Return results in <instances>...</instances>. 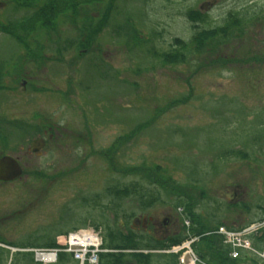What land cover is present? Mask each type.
I'll return each instance as SVG.
<instances>
[{
  "label": "rangeland",
  "instance_id": "obj_1",
  "mask_svg": "<svg viewBox=\"0 0 264 264\" xmlns=\"http://www.w3.org/2000/svg\"><path fill=\"white\" fill-rule=\"evenodd\" d=\"M2 3L9 5L4 9ZM114 3L108 25L94 34L105 23L99 15L104 3L85 9L81 0H33L32 7L17 8L0 0L1 30H14L12 25L46 6L47 25L50 20L57 25L46 29V36L58 42V50L52 42L53 49L39 44L36 61L47 55L51 61L45 68H36V62L30 70H0L2 81L38 85L33 94L18 86V94L3 97L4 112L19 121L33 113L49 119L53 140L32 168L69 173L65 185H51L52 193L64 194L56 210L61 219L51 234L59 231V239L91 230L102 239L104 252L107 236L119 230L151 239L186 235L182 245L151 264H208L194 246L214 253L208 239L224 238L221 228L240 232L256 225L264 236V168L240 155L264 144V0ZM205 3L213 5L203 11ZM191 11L206 18L195 21ZM228 25L230 37L206 53H191L184 64L165 65L159 57L178 49L176 40L190 43L203 30ZM5 35L0 32V59L20 46ZM77 38L81 44L75 50L59 51ZM22 145L19 141L16 156H27L28 146ZM134 186L122 197L112 192ZM149 218L158 225L153 235ZM196 226L205 231L190 238ZM254 254L241 264H264V257ZM8 257L3 264H13L11 252Z\"/></svg>",
  "mask_w": 264,
  "mask_h": 264
},
{
  "label": "flooded vegetation",
  "instance_id": "obj_2",
  "mask_svg": "<svg viewBox=\"0 0 264 264\" xmlns=\"http://www.w3.org/2000/svg\"><path fill=\"white\" fill-rule=\"evenodd\" d=\"M2 4L4 9L9 5L7 3ZM0 32L6 34L4 37H11L16 42H20V46L14 47L5 57L0 59V70L4 71V74H10L9 71L16 70L18 67L30 70L35 66L36 62V68L39 65L45 68L51 62L47 57L48 55L46 58L44 56V59L42 58L41 60L39 58L36 61L39 44L46 47L49 42H52V45L57 47L55 45L56 42L51 41L47 36L41 39L36 37L35 39L34 33L30 32V30L24 32V30L0 29ZM74 42L75 47L81 44V40H78V38ZM49 47L53 49L52 46ZM75 47L71 46L67 50L63 48L59 51H62L63 54V52L75 50ZM55 50H58V47ZM60 59L62 58L60 57ZM2 79L4 78H0V264L9 259L8 253L10 252L13 264H45L37 261L34 250L42 246L51 245L54 241L56 242L54 248H58V237L61 234L59 231L51 234L50 228L61 219L60 213H57L56 210L59 208L62 202L61 199L64 196L59 191L55 192L57 193L56 195L52 193L51 185L56 181L60 182V187L65 185L64 182L69 173L68 171H61L58 174L51 175L50 166L42 170L35 169V167L32 168L35 157L41 156L47 149L48 144L53 140L54 136L52 135L49 119L33 113L31 119H20L19 121V119L5 114L2 98L11 96V94H18L20 89L23 90L24 94L30 93L32 90L33 94L38 85H35V81H2ZM18 86H21V88L19 89ZM3 94L5 96H2ZM35 115L40 116L39 120L35 119ZM40 121H42V124L38 125ZM35 131L37 137L35 136ZM255 138H257V134ZM19 141L23 143L20 148L28 146L27 156H16L18 154ZM240 155L242 159H247V161L250 158V162L255 164L257 168L260 165H262V169L264 168L263 143L256 144L255 150L250 152V154L240 152ZM6 158L12 160L11 168H2L1 170V163ZM44 162L49 165L48 159L44 160ZM82 164H86V162L82 161ZM76 169L72 170V172L77 171ZM16 170L21 172L19 176L4 179L8 173H14ZM37 187L39 188L36 189ZM90 204L93 205L92 201ZM148 224L153 227L149 234H155L154 232H156L158 225L154 219L149 218ZM176 236H179V234L168 236L165 239H160V241ZM70 256V259H66L65 255L58 253L55 262L51 264H76L77 261L72 255ZM77 263L79 264V262ZM99 264H102L101 260Z\"/></svg>",
  "mask_w": 264,
  "mask_h": 264
},
{
  "label": "trees",
  "instance_id": "obj_3",
  "mask_svg": "<svg viewBox=\"0 0 264 264\" xmlns=\"http://www.w3.org/2000/svg\"><path fill=\"white\" fill-rule=\"evenodd\" d=\"M10 1L13 2L17 8H30L33 6L32 4L33 0H10ZM114 1L115 0H81V2L85 5L84 6L85 9H88L91 6H94L95 8L96 6H99L104 3L103 6H105V10L104 12L100 11L99 15L100 17L102 16L105 19V23L104 21H102V24L100 23L101 28H99L98 30L95 29L97 32H95L94 34L100 33L102 28L105 25H108L107 20H109V18L111 17V13L114 10V5H115ZM57 5L62 6V3L59 2V4ZM44 8L46 9V6H44ZM44 8L43 10L40 9L38 11H35L36 12L35 14H33L30 17H26L22 22L16 24L17 26L12 25L13 29L15 31L30 30V32L32 31L34 35H37L36 37L46 36V29L52 31L53 29L57 28V25H55V22L52 20L50 21L48 20L50 26L47 25L46 23L47 19H45L46 12ZM63 8L64 6L62 7V9ZM59 11L61 10L59 9ZM59 15L61 16L62 12H60ZM189 17L195 21L203 22V20L206 18V15H202L200 12L191 11L189 13ZM74 19L72 21L76 22ZM232 24H234V22ZM231 28L232 25H228L227 27H223V28H216L213 30H203L197 33L190 43L182 42L181 40H176L175 46L177 45L178 49L176 50L174 49L169 53H164L162 55H159V57L162 59V62L165 65L173 66L177 63L184 64L187 62L188 55H190L191 53L193 52L199 54L206 53L208 50H212L211 46L213 45L212 47H215V45L218 44L220 39H225V38L227 39V37H230V33L232 30ZM85 36L86 35H84L83 37ZM74 43L75 42H70L69 44L66 43L64 48L67 50L71 46L75 47ZM156 55L158 54L155 53L154 56ZM132 188H134L133 190H136L134 186L131 187V191L129 190L128 187H125L124 189H120V190L115 188V191L113 190L112 192L115 195H117V197H122V195H128L130 194V192L132 193ZM153 203L155 202L152 201L151 204ZM151 204H149V206H151ZM203 230L204 228H200L196 226L194 227V230L192 231V234L189 235V237L200 238L202 233L205 231ZM255 235L257 237L254 238V242H252L253 249L259 254H264V239H263L264 236L261 237V235L258 234ZM255 235L253 234V237ZM186 240H187L186 235H179L176 237H171L165 241H160V239H151V237H149L148 235L147 236L140 235L136 231H133L132 229H129L126 232L119 230L118 233L111 232L107 236L106 242L104 243V248L108 252L102 253L100 260L102 264H124L125 262L128 261H131L135 264H151L152 259L154 257L167 256L168 252L166 251H169L172 247H177L182 245ZM256 244L259 245V250L256 248ZM208 245L210 247V250L213 249L214 253L212 252V250L210 252H204L202 251V249L200 250L198 246H194L195 252L197 253L200 260L206 262L208 261V264H227V263L241 264L248 256L246 255V253L241 252L242 255L240 256L239 259H232L231 258V253L233 250L232 247L230 245H227L225 243L224 238L218 236L217 234L211 236V241L208 239ZM55 246H56V242L54 241L53 244L48 246H42L41 248H54ZM146 251H148V253H146ZM248 254L249 256H251L254 253L252 254L249 252ZM254 255L257 254L255 253ZM171 256L176 260H178L179 258V256L176 254H171Z\"/></svg>",
  "mask_w": 264,
  "mask_h": 264
},
{
  "label": "built area",
  "instance_id": "obj_4",
  "mask_svg": "<svg viewBox=\"0 0 264 264\" xmlns=\"http://www.w3.org/2000/svg\"><path fill=\"white\" fill-rule=\"evenodd\" d=\"M258 231L255 225L245 228L240 232H229L221 228L218 234L225 236V243L232 247V258L239 259L241 252L252 251V243L248 240V237L257 234ZM58 240V249L34 250L37 261L51 264L55 262L58 253H66L71 254L79 264H99L100 255L104 253L102 250V239L91 230L74 231L62 236ZM255 253L264 257V254H259L256 251Z\"/></svg>",
  "mask_w": 264,
  "mask_h": 264
},
{
  "label": "water",
  "instance_id": "obj_5",
  "mask_svg": "<svg viewBox=\"0 0 264 264\" xmlns=\"http://www.w3.org/2000/svg\"><path fill=\"white\" fill-rule=\"evenodd\" d=\"M212 5L213 4H211V3H205L204 5H203V7L201 8L203 11H205V10H207L209 7H212ZM11 164H12V160L11 159H8V158H6V159H4L3 161H2V163H1V170H2V168L3 169H9V168H11ZM17 167V166H16ZM15 167V168H16ZM17 169V168H16ZM20 171H18L17 172V170L14 172V173H8V175H6V177H4V179H7V178H16L17 176H19L20 175ZM3 175H5V174H3ZM167 222V221H166ZM124 264H134L133 262H126V263H124Z\"/></svg>",
  "mask_w": 264,
  "mask_h": 264
},
{
  "label": "crops",
  "instance_id": "obj_6",
  "mask_svg": "<svg viewBox=\"0 0 264 264\" xmlns=\"http://www.w3.org/2000/svg\"><path fill=\"white\" fill-rule=\"evenodd\" d=\"M244 253H246V252H244ZM246 255H249L248 253H246Z\"/></svg>",
  "mask_w": 264,
  "mask_h": 264
}]
</instances>
